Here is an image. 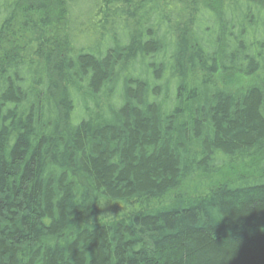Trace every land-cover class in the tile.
Wrapping results in <instances>:
<instances>
[{
  "label": "trees",
  "instance_id": "1",
  "mask_svg": "<svg viewBox=\"0 0 264 264\" xmlns=\"http://www.w3.org/2000/svg\"><path fill=\"white\" fill-rule=\"evenodd\" d=\"M0 264H264V0H0Z\"/></svg>",
  "mask_w": 264,
  "mask_h": 264
},
{
  "label": "rangeland",
  "instance_id": "2",
  "mask_svg": "<svg viewBox=\"0 0 264 264\" xmlns=\"http://www.w3.org/2000/svg\"><path fill=\"white\" fill-rule=\"evenodd\" d=\"M224 81L226 80V82L228 84H230V86H232V88H239V89H245L248 88L250 86L253 85H258V80L257 77H246L244 75H233V74H227L224 75ZM242 172V167L237 166L235 168H232L231 170L228 168V170L223 171V175L221 176V178L223 180H233L235 178V176H237L238 174H240ZM194 185H198L200 183H198V180L193 181ZM187 184V183H186ZM186 184H184L183 188L184 190H188ZM196 188L195 187H192Z\"/></svg>",
  "mask_w": 264,
  "mask_h": 264
}]
</instances>
